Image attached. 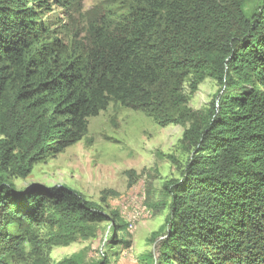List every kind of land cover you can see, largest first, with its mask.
I'll list each match as a JSON object with an SVG mask.
<instances>
[{"label":"trees","instance_id":"1","mask_svg":"<svg viewBox=\"0 0 264 264\" xmlns=\"http://www.w3.org/2000/svg\"><path fill=\"white\" fill-rule=\"evenodd\" d=\"M243 4L140 0L79 53L48 41V0H0V264H49L46 250L92 238L109 220L125 232L118 213L68 186L19 191L10 179L80 142L112 103L181 124L207 78L220 89L183 135L181 176L150 205L168 209L150 264H264V0L252 17Z\"/></svg>","mask_w":264,"mask_h":264},{"label":"rangeland","instance_id":"2","mask_svg":"<svg viewBox=\"0 0 264 264\" xmlns=\"http://www.w3.org/2000/svg\"><path fill=\"white\" fill-rule=\"evenodd\" d=\"M139 1L48 0L40 19L49 31L48 41L84 53L99 35L120 26ZM242 1L247 16L259 11L261 0ZM219 89L216 80L207 78L184 107L185 120L167 127L142 111L112 103L89 120V132L80 142L36 164L27 178L10 179L19 191L33 185L68 186L109 217L118 213L127 225L125 232H113L110 220L97 224L94 237L46 250L49 264L79 252L86 264H150V256L157 261L168 209L157 212L150 205L164 202V184L180 178L189 157L183 135L193 124V113L206 111ZM185 91L190 94L189 83Z\"/></svg>","mask_w":264,"mask_h":264}]
</instances>
